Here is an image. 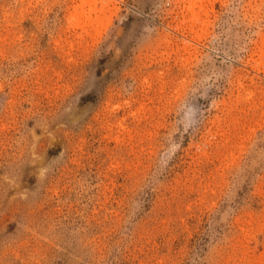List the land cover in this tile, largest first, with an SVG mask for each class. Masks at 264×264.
I'll use <instances>...</instances> for the list:
<instances>
[{
  "label": "rangeland",
  "instance_id": "obj_1",
  "mask_svg": "<svg viewBox=\"0 0 264 264\" xmlns=\"http://www.w3.org/2000/svg\"><path fill=\"white\" fill-rule=\"evenodd\" d=\"M0 264H264V0H0Z\"/></svg>",
  "mask_w": 264,
  "mask_h": 264
}]
</instances>
